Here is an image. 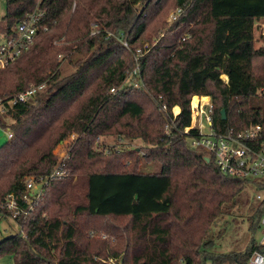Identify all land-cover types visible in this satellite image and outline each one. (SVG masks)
I'll return each mask as SVG.
<instances>
[{"label": "trees", "instance_id": "16d2710c", "mask_svg": "<svg viewBox=\"0 0 264 264\" xmlns=\"http://www.w3.org/2000/svg\"><path fill=\"white\" fill-rule=\"evenodd\" d=\"M38 10L37 39L0 69V128L12 135L0 147V211L11 214L2 207L11 195L21 212L19 232L0 242V264H246L262 248L264 216V194L255 204L246 193L264 192V177L224 175L189 146L198 137L190 102L211 98L215 132L259 125L249 146L264 154V44L255 48L254 38L264 0H6L0 36ZM153 41L126 79L136 48ZM105 136L120 144L101 143ZM70 138L62 164L54 150ZM139 156L157 171L143 172ZM57 168L69 175L51 179L38 202H22L26 178ZM234 207L244 209L246 246L213 251L236 227V217L223 220Z\"/></svg>", "mask_w": 264, "mask_h": 264}, {"label": "built area", "instance_id": "2783aa9c", "mask_svg": "<svg viewBox=\"0 0 264 264\" xmlns=\"http://www.w3.org/2000/svg\"><path fill=\"white\" fill-rule=\"evenodd\" d=\"M182 12V9L174 10L169 16V23H173L182 14ZM43 18L44 13L39 10L28 14L24 19L17 23L14 29V34L0 43V69L5 68L10 62L17 59L33 45L37 39L40 22ZM96 29L97 26L92 27V34L96 33ZM122 45L124 48L128 49V43L125 40H122ZM148 47L149 45L146 44L142 50H137V53H135L134 56L135 68L128 74L126 79H129L130 77L133 78L139 74L138 61L139 58L142 57V53L146 52ZM132 85L134 87L138 86L136 81H133ZM43 88V85H39L38 87H29V89L25 92L17 95L10 102H7V105L14 106L17 103H24L30 97H33L37 91H41ZM110 92H114V90H111ZM259 92L264 94V88H262ZM193 98L197 99V104L193 107L190 102V128H197L198 137L191 139L189 141V146L204 152L208 157H212L216 167L224 175L246 180H254L264 177V154L256 152L249 146V143L254 142L259 138L261 127L256 125L237 133L231 130L224 133L215 132L212 129L211 99L207 98L208 101L205 102L203 101V97L196 96ZM0 108H4V103H2L1 100ZM173 116H176V114H173ZM203 120L209 128L207 133L203 132L202 124L198 125V122L201 123ZM190 128H186L184 133L188 134ZM6 136L8 140L12 138L9 130H6ZM58 157L62 160L61 163L63 164L67 155L66 153H63L60 156L58 155ZM62 164L61 167L63 166ZM68 175V173H65L57 168L49 177L46 178H26L24 181L25 193L22 196V202L28 204L31 202H37L40 199L44 188L49 185V181L51 179L55 177H65ZM256 198L260 201L262 196L258 194ZM3 206H5L6 209L12 213L11 217L15 220L18 219L21 212L18 210V204L11 195L8 196L7 202L2 204V207ZM30 209H32L31 206L29 207V210ZM22 214L25 217L27 215V211L22 212ZM0 215L4 214L0 211ZM24 217L22 218L23 220L25 219ZM260 225L263 229L260 245L262 246L261 250H264V216L260 220ZM261 250L253 253L246 264H264V251L261 252ZM232 264L238 263L234 262Z\"/></svg>", "mask_w": 264, "mask_h": 264}, {"label": "rangeland", "instance_id": "374dc122", "mask_svg": "<svg viewBox=\"0 0 264 264\" xmlns=\"http://www.w3.org/2000/svg\"><path fill=\"white\" fill-rule=\"evenodd\" d=\"M5 9H6V0H0V20L5 15ZM172 12L173 11H169V13L167 14V16L165 18V22L167 24V27L172 24V23H169V16ZM254 38H255V48H258L264 44V19L256 22L255 29H254ZM0 39H2L1 36H0ZM146 44H148L149 47H148V49H146V52L142 53V56H144L150 50V48L154 44V41L152 43H150V42L142 43L141 46L136 48L135 53H137V50H142L144 45H146ZM134 56H135V54H134ZM134 64H135V60H134ZM62 68H64V70H66V73H68V74L72 71V68H70V66L67 65L66 62L63 63ZM222 79L226 81L225 76H222ZM207 98H209V97H207ZM207 101H208V99H207ZM191 102H192V100H191ZM2 110L3 109L0 108V111H2ZM173 111H174V109H172V113L174 114ZM6 122L10 123L8 118H6ZM200 124H202L203 132L207 133L209 131V128L205 124L204 120L201 123L198 122V125H200ZM71 139H73V138L68 139L66 142L64 141L62 143H59L54 150V155L58 157V155L60 156L63 153H66L67 150L65 147H66V145H68V143H69V141H71ZM7 141H8V138L6 136V130H3L0 128V147ZM100 141H101V143H104L106 145H110V144L116 145L118 143L117 139L112 137V136L102 137V138H100ZM121 143H123V142H121ZM118 144H120V143H118ZM127 144L129 145L128 148L130 150L135 149V151H139V149H140L139 147L141 146V143L139 141H135L134 143H130V144L127 141L125 143H123V145H127ZM131 160L133 161V159H131ZM139 164L141 166L140 167L141 170L145 173L157 171V169H155L153 164L145 163L141 157H140ZM29 178L30 177H28L27 179H29ZM257 194H260V196H262L264 194V192L263 191H257L255 189H249L248 192L246 193V196L252 202H254L255 204H258L259 200L256 198ZM241 210H244V209H241ZM241 210H239L237 207H234L231 210V212L227 211V213L229 214L230 217L225 215L223 218L224 222L226 224H232L231 223L232 219L234 217H236V219L233 220L236 224L235 225L236 227L233 228L234 226H230V228H228L229 231L227 233H225V235H222L221 238H217V240H215V243L218 245V248H214L213 251H219L221 253H224V252H227L230 250L238 251L240 249H244V247L246 246L245 242H246V240H248L250 233L248 230L247 222L244 219H241L243 217ZM11 214L0 215V242L11 237V236H14L20 230L19 225L17 224V220H15L13 217H11ZM228 235H230V236H228ZM261 237H262V234L260 233V231L256 232L255 240L257 242L259 241V243H260ZM230 242H232V245L230 244ZM0 263H2V262H0Z\"/></svg>", "mask_w": 264, "mask_h": 264}, {"label": "water", "instance_id": "95a60500", "mask_svg": "<svg viewBox=\"0 0 264 264\" xmlns=\"http://www.w3.org/2000/svg\"><path fill=\"white\" fill-rule=\"evenodd\" d=\"M225 117H226L225 116V111L224 110H221V118H222V120H225ZM204 160H205L206 163H209V160L210 159H209V157H205ZM263 251L264 250L262 249L261 252H263Z\"/></svg>", "mask_w": 264, "mask_h": 264}, {"label": "bare ground", "instance_id": "6f19581e", "mask_svg": "<svg viewBox=\"0 0 264 264\" xmlns=\"http://www.w3.org/2000/svg\"><path fill=\"white\" fill-rule=\"evenodd\" d=\"M203 101L207 102V99L206 98H203ZM191 104H192V106L195 107L196 104H197V99L196 98H193ZM174 111H175V113H177V109H175Z\"/></svg>", "mask_w": 264, "mask_h": 264}, {"label": "crops", "instance_id": "0c3cea01", "mask_svg": "<svg viewBox=\"0 0 264 264\" xmlns=\"http://www.w3.org/2000/svg\"><path fill=\"white\" fill-rule=\"evenodd\" d=\"M3 40H4V38L0 39V43L3 42ZM195 97H196V96H195ZM203 98H204V97H203ZM205 98H207V97H205ZM173 109H174V110L177 109V113H175V111H173L174 114H176V115H177V114L179 113V111H180L178 107H174ZM262 230H263V229H262ZM262 230H260V233L263 235V231H262ZM261 238H262V237H261Z\"/></svg>", "mask_w": 264, "mask_h": 264}]
</instances>
